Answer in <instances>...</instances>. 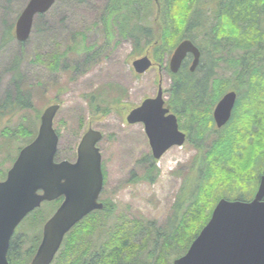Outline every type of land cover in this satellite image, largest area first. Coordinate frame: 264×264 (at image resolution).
<instances>
[{
	"label": "rangeland",
	"instance_id": "374dc122",
	"mask_svg": "<svg viewBox=\"0 0 264 264\" xmlns=\"http://www.w3.org/2000/svg\"><path fill=\"white\" fill-rule=\"evenodd\" d=\"M108 1L56 0L43 17L35 18L27 41L21 43L14 36L4 44V32L12 26L14 35L15 23L28 0H0V106L6 105L8 96L10 101L18 96L29 101L24 108L17 104L6 107L7 113L0 118V135L15 131L2 142L6 155L15 157L19 146L35 135L30 136L27 129L39 128L43 111L53 103L60 104L54 126L60 132L61 159L76 158L78 143L88 128L102 132L98 146L109 180L102 197L111 198L116 206V214L105 229L114 232L116 224H122V231L132 234L134 245L129 264H150L149 254L157 233L160 240L156 241L162 243V232L168 228L176 204L192 187L184 199L187 205L198 190L199 151L187 138L183 145H175L155 159L144 124L127 121L133 108L156 95L161 79L165 90L170 87L171 54H165L160 67L155 65L141 75L136 74L132 63L141 55L133 53V40L117 34L108 40L104 35L101 18ZM43 54L42 61L36 59ZM56 54L64 56L59 69L53 70ZM188 60L189 66L192 58ZM15 64H19V72L14 70ZM165 98L168 100V93ZM101 99L111 104L94 110ZM104 106H109V110L105 111ZM216 137V132L209 133L204 152ZM3 157L0 152V161ZM5 162L4 168L11 164L9 160ZM152 163L158 170L151 181ZM259 182L260 179L254 194ZM178 257L177 251H173L163 263L174 264Z\"/></svg>",
	"mask_w": 264,
	"mask_h": 264
},
{
	"label": "trees",
	"instance_id": "16d2710c",
	"mask_svg": "<svg viewBox=\"0 0 264 264\" xmlns=\"http://www.w3.org/2000/svg\"><path fill=\"white\" fill-rule=\"evenodd\" d=\"M159 3L157 10L154 0H109L101 18L108 40L116 34L131 38L135 44L133 53H150L156 66H161L165 54H172L186 38L197 43L203 53L195 71L190 70L188 59L178 73L169 70L172 83L166 90L167 103L177 114L180 126L188 131V140L198 148L200 183L187 205L184 199L192 187L176 204L173 218L162 232V243L156 241L157 233L149 254L150 264L152 260L154 264H164L173 251L179 256L185 254L209 221L217 202L226 197L250 199L264 174V0H160ZM3 37L4 44L14 39L12 26ZM223 50L229 51V72L220 78L206 68L209 54ZM63 56L56 54L53 64L49 63L53 70L59 69ZM44 57L38 55L36 59L42 61ZM13 68L20 71L19 64ZM229 90H235L238 98L230 120L217 129L212 108ZM10 100L8 96L6 106L29 105L22 96ZM105 103L111 104L101 99L93 109L98 110ZM104 107L105 111L110 108ZM213 131L217 137L204 152V142ZM157 170L152 163L151 181ZM126 244L125 238H119L112 245L118 263ZM109 263L102 257L93 264Z\"/></svg>",
	"mask_w": 264,
	"mask_h": 264
},
{
	"label": "water",
	"instance_id": "95a60500",
	"mask_svg": "<svg viewBox=\"0 0 264 264\" xmlns=\"http://www.w3.org/2000/svg\"><path fill=\"white\" fill-rule=\"evenodd\" d=\"M155 1L160 8L159 0ZM55 2L28 0L15 23L16 39L27 41L35 17L48 12ZM189 53L194 56L190 70H196L201 51L192 40L183 39L170 57L171 72H179ZM132 65L137 74H143L154 66V61L147 52ZM236 101L237 92L230 90L216 104L213 117L218 129L230 120ZM59 108L57 103L45 108L38 135L21 150L6 181L0 182V264H8L6 254L15 227L43 200L67 195L45 226L40 254L33 264L49 263L71 226L91 210L103 208L98 201L104 176L102 154L97 146L103 134L89 128L78 145L77 159L56 162L59 136L53 123ZM126 119L131 124H144L155 159H160L171 147L183 145L187 139L177 115L166 103L162 79L157 94L145 98ZM39 189L44 193L39 194ZM74 204L81 208L73 209ZM174 264H264V174L253 199L221 198L188 251L176 258Z\"/></svg>",
	"mask_w": 264,
	"mask_h": 264
},
{
	"label": "flooded vegetation",
	"instance_id": "af4514ba",
	"mask_svg": "<svg viewBox=\"0 0 264 264\" xmlns=\"http://www.w3.org/2000/svg\"><path fill=\"white\" fill-rule=\"evenodd\" d=\"M154 2L155 5L157 6L158 4L156 3L155 0ZM195 45H197V47L201 51V60H202L203 53L201 47L197 43H195ZM228 52L229 51L227 50H223L221 52L218 51L211 52L209 54L210 56L208 57L206 71L211 72L212 74L215 75H219L221 76L220 78L226 77L225 75H227L229 72ZM218 53H220L221 55H219ZM190 57L192 58L190 62L191 65L194 57L193 54L189 53L187 55V59H189ZM216 57L217 58L221 57L222 60L221 59L217 60ZM6 107H7L6 105L0 106V118L2 117V115H5L7 113ZM8 114H10L9 111ZM27 130L30 136L34 134L35 135L29 142L19 146L18 153L16 154L15 157L11 156V154L6 155V152H4L2 146V142L6 141L7 136L14 134L15 131L3 132L0 135V150H1L0 152L4 155V157L0 161V182L6 181L9 170L14 165L21 150L26 145L31 143L36 138L39 132V128H37L36 126ZM55 130L59 136V143H58L57 153L55 156V161L61 162L63 160H69L74 162L77 159V154H76V158L73 160L67 158L61 159L59 157L60 132L57 131L56 128ZM6 160L7 161L9 160L11 164L8 167L4 168L3 166L6 165L5 162ZM102 171L104 176L103 187L100 192L98 201L100 203H103V208L93 209L89 213L84 215L82 218H80L78 221H76L71 226V228L64 234L58 250L54 254L52 260L47 264H93L99 261L102 257L109 260L110 262L109 264H129L130 262H132L134 256V245L132 242V234L130 233L129 235L128 232H123L122 224L119 223L116 224L118 227L114 232L112 231L107 232L105 229L106 223H108L109 220L112 219L116 214V206L111 198L102 197L106 189L105 186L109 182L108 171L104 163H102ZM65 182L66 180H63V183ZM38 193L43 194L44 190L39 189ZM66 199H67L66 193L60 194L53 199H45L41 202L39 206H37L36 208H34L33 210L29 211L26 214V216L15 227L9 239V245L6 254L8 264L34 263V260L40 254L41 245L45 237V226L47 222L57 213V211L64 204ZM72 208L79 210L81 206H79L78 204H74ZM119 238L120 239L125 238V241H127V244L125 245L126 251L123 254L122 258L120 259L121 260L120 263L117 262V253L112 249L113 243H116L119 240ZM102 239L105 240L102 241Z\"/></svg>",
	"mask_w": 264,
	"mask_h": 264
},
{
	"label": "bare ground",
	"instance_id": "6f19581e",
	"mask_svg": "<svg viewBox=\"0 0 264 264\" xmlns=\"http://www.w3.org/2000/svg\"><path fill=\"white\" fill-rule=\"evenodd\" d=\"M160 67V66H159ZM157 94V93H156Z\"/></svg>",
	"mask_w": 264,
	"mask_h": 264
}]
</instances>
